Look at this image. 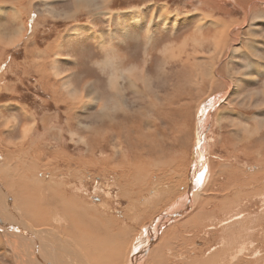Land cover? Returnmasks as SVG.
I'll return each instance as SVG.
<instances>
[{"label": "rangeland", "instance_id": "obj_1", "mask_svg": "<svg viewBox=\"0 0 264 264\" xmlns=\"http://www.w3.org/2000/svg\"><path fill=\"white\" fill-rule=\"evenodd\" d=\"M23 1L18 42L0 41V264H116L115 221L121 264H264V0ZM232 30L234 53L216 46Z\"/></svg>", "mask_w": 264, "mask_h": 264}, {"label": "bare ground", "instance_id": "obj_2", "mask_svg": "<svg viewBox=\"0 0 264 264\" xmlns=\"http://www.w3.org/2000/svg\"><path fill=\"white\" fill-rule=\"evenodd\" d=\"M74 1V0H73ZM90 1V3L91 2H94V1H92V0H75L74 1V4H75V8H76V10H78L79 9V7H80V5H82V4H84V3H86V2H89ZM203 2H202V4H203V6L201 7V9H203L204 8V6L205 5H207L208 3H211V4H214L215 5V8H216V11L217 10H222L223 9V7H222V5L220 4V3H217V1L216 0H211V2L210 1H208V0H202ZM243 1V0H242ZM11 2H13L12 3V5L14 6L17 2H18V10H19V13H18V15H16V16H11L10 18H8V20L5 22L4 21V23H7L8 24V21H9V24H11L12 26H14L15 27V31H9V29L6 27V25L5 24H3V23H0V41H2L3 40V35H7V34H12L11 36H9L8 35V38L10 39V40H12V43H14V42H16L17 41V38H18V36H16V35H18V34H22V28H20V26H24V19H23V15H24V13H25V11H24V9L25 8H22V6L24 7V1L23 0H14V1H11ZM33 2V1H32ZM218 2H221V1H219L218 0ZM248 2V1H247ZM2 3H4V2H2ZM6 3V2H5ZM43 3H44V5H46V7H49V5L51 4V2H50V0H43ZM13 9H15L14 7H12ZM247 8H248V6H247ZM7 9H10V6L9 5H6V6H4V7H0V13H6V10ZM48 10L49 9H47V11L46 12H48ZM74 10V9H73ZM248 11H249V9H248ZM251 11V10H250ZM50 12L51 13H53L54 12V10H51L50 9ZM255 12V11H254ZM249 13V12H248ZM258 14V13H257ZM167 14H165V16H166ZM169 15V14H168ZM252 15V14H251ZM61 16V15H60ZM209 16L211 17L212 16V14H209ZM247 17V16H246ZM246 17H245V19H246ZM192 19H194L193 18V16L191 17ZM215 18V17H214ZM10 19V20H9ZM189 19V18H188ZM22 22H21V21ZM165 23H164V29L166 28V30L169 28V24H171V22L169 21L168 23H167V19L165 18ZM0 22H2L1 20H0ZM17 23H19L20 25H17ZM178 23H179V20H178ZM203 23H204V21L201 23H198L197 25H196V28H195V30L193 31V33H191V34H197V33H199L200 31H201V28H202V26H203ZM213 23H220V18H218L217 19V21H214V19H213ZM244 23H240L239 24V26H242ZM140 25H143V21H141L140 22ZM172 25H175V26H173V29L174 30H176L177 28H178V24L176 25V23H172ZM151 26V25H150ZM88 27V26H87ZM143 27V26H142ZM141 27V28H142ZM148 28H150V27H148ZM146 31H147V29H146ZM249 31V30H248ZM171 32H173V31H171ZM175 32V31H174ZM250 33V32H249ZM13 34H14V36H13ZM172 34V33H171ZM201 34V36L200 37H202V36H204V33H200ZM98 35V34H97ZM251 35V34H250ZM216 36V35H215ZM229 36H233V39L231 38V37H225V36H220L219 37V40L217 41V43H216V46L217 47H221V46H223V45H227V48H228V50L230 49V47L231 46H235L236 48H232V51L231 52H238L239 50H238V46L239 45H236V41H238V39H236V38H234V33H233V30L229 33ZM152 37H153V30H151V29H149L148 30V33H147V36L145 37L146 38V41H148V43L150 44V41H151V39H152ZM251 37V36H250ZM207 38V37H206ZM5 39V38H4ZM7 40V39H6ZM248 40V39H247ZM248 41H250V40H248ZM18 42V41H17ZM202 46L200 45V48H201ZM197 48V47H196ZM211 48H213V47H211ZM173 49H176L174 46H172L171 47V45L169 44V46L168 47H166L165 48V50L168 52H166V51H164V57L165 58H169L168 56L170 55V54H174V50ZM194 49V48H193ZM228 50H227V52H228ZM194 51H197L198 53H202L201 54V56H200V58H201V61H198L197 59H195V58H192L193 60H194V62L193 63H196L197 61V63L195 64V67L197 68V69H200V74H201V78H203V79H205L204 78V76H205V73L206 72H212L214 69H215V66L216 65H213L212 64V55H214L212 52H211V50H209L208 52V55H206V53L205 52H203V51H200V50H194ZM197 52H194V54L196 53L197 55H199ZM180 55V54H179ZM174 57V56H173ZM183 57V56H182ZM190 57V56H189ZM170 59V58H169ZM200 60V59H199ZM186 61H188L187 59H186ZM181 62V61H180ZM188 62H192V60L191 59H189V61ZM187 62V63H188ZM209 62H211V66L210 67H208V63ZM186 65V64H185ZM193 65V64H192ZM165 66H166V64H165ZM205 66V67H204ZM227 66H229V62L227 63ZM184 67V66H183ZM118 70V69H117ZM143 70H147V68H146V65H145V67H144V69ZM124 71H125V69L124 70H122L121 72H122V74L123 75H125V73H124ZM162 72V71H161ZM208 73V74H209ZM113 74V77L115 76V73H112ZM234 74H236V73H234ZM210 75V74H209ZM120 76V75H119ZM214 76H215V73H214ZM214 76H213V78H211V79H209L208 77H206V80H211V82L213 83V82H215L214 81ZM217 77V76H216ZM115 79H116V81H114V80H110L111 81V89H112V91L115 93V94H118V95H121L122 94V92H121V86L117 83V80H118V77H115ZM203 79H201V80H203ZM217 79V78H216ZM219 79V78H218ZM114 81V82H113ZM143 81H145V80H143ZM230 81L232 82H230V86H232V87H234V86H238V84L233 80V79H230ZM212 83H211V85H212ZM236 83V84H235ZM198 86V85H197ZM133 87H135V84L133 85ZM144 88L146 89V91L147 92H152V89H153V87H152V85L150 84V82H149V80L148 79H146V83H145V85H144ZM235 90L237 91V96H234V97H232L233 99H232V101H234L235 99H237V103H241L240 102V100L239 99H242L243 98V96L240 94V93H238V91H239V89H238V87L236 88L235 87ZM228 92V91H227ZM230 92V91H229ZM232 95H234V94H232ZM217 99V98H216ZM92 100H94L93 99V97H91V100L89 101V103L91 104V101ZM95 101V100H94ZM242 104V103H241ZM207 105V106H206ZM205 106H206V108L208 107L209 109H210V107L212 108V107H216L217 105H215V102L214 101H211L210 102V104H206ZM212 109H214V108H212ZM209 111V110H208ZM210 111H212V110H210ZM208 114V113H207ZM207 123H208V121L206 120V122H204V124L202 125V127H205V125H207ZM199 131H202V129L200 130L199 129ZM25 136V135H24ZM8 154V153H7ZM17 158V157H16ZM19 159V158H18ZM203 159H204V157H203ZM204 162V161H203ZM203 162H201V163H203ZM196 163V162H195ZM200 165V164H199ZM202 165V164H201ZM200 165V166H201ZM196 166V165H195ZM194 170L196 171H199V169L196 167V168H194ZM192 173H193V171H192ZM195 180H196V182H191L192 183V185L190 186V192H194V191H196V187H195V185H197V186H199L201 183L199 182V178H198V180H197V178H195V176L193 175L192 176ZM195 184V185H194ZM195 188V189H194ZM261 188H262V186H261ZM31 191V190H30ZM260 192V191H259ZM8 193H10V192H8ZM31 194H33L32 192H31ZM189 194V193H188ZM34 195V194H33ZM190 195V194H189ZM238 196V194H235L234 195V198H236ZM189 201V200H188ZM54 202H57V201H54ZM53 202V203H54ZM186 203L184 202V200L183 201H179V202H177V204H176V207H181L182 208V206L183 205H185ZM51 206H52V204H51ZM75 206H71V208H72V210H75L76 212H77V209H76V207L74 208ZM0 208L1 209H4V207L1 205V203H0ZM70 207H68V209H69ZM132 209V208H131ZM136 209V208H135ZM66 210V209H65ZM175 210V209H174ZM177 210V209H176ZM239 210V209H238ZM69 211H70V209H69ZM136 211V210H135ZM134 211V212H135ZM67 212V211H66ZM177 212V211H176ZM1 213H3V211H0V214ZM80 213V212H79ZM84 213H86V211L84 212ZM178 213H179V211H178ZM72 213L70 212L69 213V215H71ZM75 214V213H74ZM198 214V213H197ZM197 214H196V216H197ZM52 217V216H51ZM167 217V216H166ZM198 217V216H197ZM98 218V217H97ZM173 218V217H172ZM171 218V219H172ZM162 219H164L163 217H162ZM162 219H161V221H162ZM1 220V219H0ZM109 221V220H108ZM160 221V222H161ZM191 221V220H190ZM9 224V223H8ZM113 225H115V223H110V225H109V227H111L112 228V230H113ZM7 226V227H6ZM162 226V225H161ZM8 227H9V225H5L4 224V222H1L0 221V229H8ZM11 227V226H10ZM73 229V228H72ZM13 230V229H12ZM104 230V229H103ZM154 230V229H153ZM3 231V233H4V231L5 230H2ZM7 232V231H6ZM8 232H10V231H8ZM115 232V231H114ZM153 232V231H152ZM12 233H13V231H12ZM6 234V233H5ZM8 234H10V233H8ZM17 235V234H16ZM73 235L75 236V232L73 231ZM129 235V234H128ZM18 236V235H17ZM22 237H24V236H22ZM11 238V237H10ZM132 238V237H131ZM8 239V238H7ZM27 239V238H26ZM140 239V238H139ZM14 240V239H13ZM128 240V239H127ZM141 240V239H140ZM16 240H14V243H12L13 245H12V247H14V248H16L17 247V245H16V242H15ZM164 241H166V238H163V240H162V243H164ZM129 242V241H128ZM8 244V243H7ZM129 244H131V243H129ZM9 245H11V243L9 244ZM19 245V244H18ZM16 246V247H15ZM26 250H32V242H31V240H27L26 241ZM20 248V247H19ZM261 250V249H260ZM23 252V251H22ZM25 254V253H24ZM24 257V256H23ZM157 257V256H156ZM156 257H154V258H156ZM24 258H26V257H24ZM17 259V258H16ZM27 259V258H26ZM40 259V260H39ZM38 260H37V258H32L31 259V261L33 262V264H37L38 262L37 261H39V263L40 264H43L42 262H44L45 263V260L44 259H41V258H39ZM160 259V258H159ZM258 259V258H257ZM192 260L193 259H191L189 262H183L182 264H192ZM30 260H28V262H29ZM259 261V260H258ZM18 262H19V264H22V262L20 261V260H18ZM114 262H115V260H114ZM38 263V264H39ZM166 263H168V262H166ZM45 264H47V263H45ZM159 264H162V263H159ZM165 264V263H164ZM204 264H218V260H214V259H212V260H208V263L206 262V263H204ZM230 264H231V262H230Z\"/></svg>", "mask_w": 264, "mask_h": 264}, {"label": "crops", "instance_id": "obj_3", "mask_svg": "<svg viewBox=\"0 0 264 264\" xmlns=\"http://www.w3.org/2000/svg\"><path fill=\"white\" fill-rule=\"evenodd\" d=\"M224 3V2H223ZM221 5H222V1H221ZM223 6V5H222ZM187 23V22H186ZM178 24V28L177 29H180L179 28V23H177ZM184 25V24H183ZM180 26V27H184V26ZM187 26V25H186ZM175 33H177V31L175 32ZM220 60V59H219ZM212 62H213V65H215V64H218V62L215 60V59H213L212 58ZM197 71H199L200 72V69H198V70H196L195 72H197ZM126 72H129V70H126L125 69V71H124V73H125V76H128V74L126 73ZM192 72H193V70H192ZM194 72V73H195ZM234 73H236V72H234ZM234 75H237V73L236 74H234ZM238 77H240V76H238ZM201 79H203V78H201ZM200 79V80H201ZM205 79H203L202 80V82L203 83H205ZM131 87H133V86H131ZM135 87H138L137 85H135ZM135 87H133V88H135ZM94 210H95V208H94ZM137 212V211H136ZM138 214L136 213L135 215H133V218H134V216H137ZM139 218V217H138ZM138 218H134V220H138ZM112 223H115V225L114 226H116L117 227V229H114V227H113V230H115V231H119L120 230V233H116L118 236H116L115 238H110V236H109V240L112 242L113 241V239H114V241H115V243L116 244H119L120 245V247H121V250L120 251H123V253L122 254H120V255H118L117 257H120V259H116L115 260V263L116 264H121L122 263V261H120L123 257H124V250H125V248L126 247H124V241H123V239H121V238H123V231H125V230H123L122 229V227L118 224V226L116 225L117 223H119V222H112ZM111 232V231H110ZM124 237L125 238H127V232L125 231V234H124ZM127 258H128V256H127Z\"/></svg>", "mask_w": 264, "mask_h": 264}, {"label": "snow or ice", "instance_id": "obj_4", "mask_svg": "<svg viewBox=\"0 0 264 264\" xmlns=\"http://www.w3.org/2000/svg\"><path fill=\"white\" fill-rule=\"evenodd\" d=\"M33 15H35V14H33ZM196 147L197 148L200 147V141H199V139H197ZM203 177H204V171L201 170V171H199V179H200L201 182L203 181Z\"/></svg>", "mask_w": 264, "mask_h": 264}, {"label": "water", "instance_id": "obj_5", "mask_svg": "<svg viewBox=\"0 0 264 264\" xmlns=\"http://www.w3.org/2000/svg\"><path fill=\"white\" fill-rule=\"evenodd\" d=\"M10 227V226H9ZM16 227V226H15ZM18 228V227H17ZM20 229V228H19ZM23 232H25L27 235H30L29 232L27 233V231L22 230ZM31 236V235H30Z\"/></svg>", "mask_w": 264, "mask_h": 264}]
</instances>
